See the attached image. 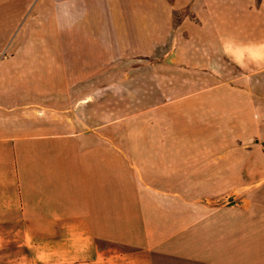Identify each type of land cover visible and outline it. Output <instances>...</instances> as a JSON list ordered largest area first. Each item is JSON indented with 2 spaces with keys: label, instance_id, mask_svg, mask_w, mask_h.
Returning <instances> with one entry per match:
<instances>
[{
  "label": "crops",
  "instance_id": "crops-1",
  "mask_svg": "<svg viewBox=\"0 0 264 264\" xmlns=\"http://www.w3.org/2000/svg\"><path fill=\"white\" fill-rule=\"evenodd\" d=\"M252 1L97 0L102 25L80 27L77 34L85 35L82 50L100 45L106 65L131 57L170 67H219L226 58L234 67L264 66V44L252 42L263 38V31H253L259 25L245 4ZM183 11L186 16L175 23V13ZM256 12L262 29L264 10ZM255 51L262 57L252 58ZM23 60L0 59V223L37 228V241L45 239L39 237L47 225H69V237L59 240L73 241V260L86 264L138 254L150 256L147 264H233L229 252L221 256L229 250L223 241L234 239L242 227L244 232L253 219L263 233L264 214H248L251 202L222 204L223 194L240 191L247 198L255 191L242 181L255 174L253 153L222 152L220 139L213 141L217 149L205 153L206 148L191 150L198 144L187 138L64 132L61 119L47 121L40 106L29 105L30 99L43 98L39 83L50 75L31 71ZM78 71L73 81L93 80L87 67ZM202 76L218 81L212 73ZM217 88L170 104L178 108L196 99L176 113L181 122L168 115L159 119L157 113L171 109L168 103L156 106L150 125H224L223 107L205 99ZM226 125H264V119L239 124L236 116ZM257 254L263 259L264 249Z\"/></svg>",
  "mask_w": 264,
  "mask_h": 264
},
{
  "label": "rangeland",
  "instance_id": "rangeland-1",
  "mask_svg": "<svg viewBox=\"0 0 264 264\" xmlns=\"http://www.w3.org/2000/svg\"><path fill=\"white\" fill-rule=\"evenodd\" d=\"M97 3V0H0V48L4 47L0 49V59L22 58L30 64L31 71L50 75L47 81L39 83L43 98L30 99L29 105L40 106L35 108L44 111L47 121L61 119L67 124L61 125L64 132L89 129L94 135L107 138H187L198 144L191 145V150L206 148L202 150L205 153L217 149L213 141L220 139L222 152L234 150L239 156L253 153L251 164L255 174L242 181L255 191L247 198L240 191L223 194L222 204L246 200L252 208L248 206V214L260 211L264 214V125H226L235 121L236 116L239 124L249 123L251 118L264 119V66L234 67L227 58L219 67H170L151 63L150 59L134 61L131 57L118 66L102 64L100 45L88 44V49L82 50L85 35L77 34L80 27L102 25L103 14ZM245 4L253 11L251 19L255 26L259 25L253 31H263L262 40L252 41L258 47L264 44V27L261 29L262 18L256 11L264 10V0ZM186 14L176 12L174 22L179 23ZM95 36L90 38L95 40ZM261 54L255 51L251 57L260 58ZM85 66L93 80L73 81V71L79 72ZM204 73L216 75L218 81L205 80ZM215 85L218 91L205 99L212 106L218 103L223 107L224 125H150L151 118L156 117V106L168 103L170 107L189 93ZM195 102L193 99L190 105L179 104V109L171 106L168 113H157V117L168 115L181 122V118L176 121L179 117L176 113ZM257 223L256 219L249 221L244 232L242 227L234 239L223 241L229 250L221 256L229 252L233 264H264V257L261 259L257 254L264 249V231L260 233ZM71 229L69 225L49 224L39 237L45 239L37 241V228L32 232L21 221L0 223V264H86L73 260V241L59 240L69 237ZM149 260V255L138 254L109 264H147Z\"/></svg>",
  "mask_w": 264,
  "mask_h": 264
}]
</instances>
